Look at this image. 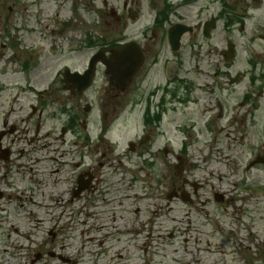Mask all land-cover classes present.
<instances>
[{"label": "flooded vegetation", "instance_id": "af4514ba", "mask_svg": "<svg viewBox=\"0 0 264 264\" xmlns=\"http://www.w3.org/2000/svg\"><path fill=\"white\" fill-rule=\"evenodd\" d=\"M199 1L91 0L119 30L141 25L122 92L101 64L84 78L93 55L0 86V264H159L166 242L172 264H264V34L246 73L226 48L211 60L217 25L245 23Z\"/></svg>", "mask_w": 264, "mask_h": 264}, {"label": "rangeland", "instance_id": "374dc122", "mask_svg": "<svg viewBox=\"0 0 264 264\" xmlns=\"http://www.w3.org/2000/svg\"><path fill=\"white\" fill-rule=\"evenodd\" d=\"M144 1V9L148 8L149 2H159V0ZM209 2L210 0H200L193 11H196V7L208 6L209 11L204 14V17L208 18L218 11V8L210 6ZM235 2L237 5L234 12L237 15L243 14L242 17L245 18V32L240 33L238 26L227 30L222 24H218L205 50L210 51V59L214 60L216 51L226 47L225 40H231L238 51L233 70L245 72L248 69L247 59L252 60L255 54H260L258 45L261 43L258 44L255 40V45L250 49L247 47V41L252 30L257 34H264V0H259L257 3L247 0L248 5L241 0ZM232 15L234 16V13ZM110 23L113 24L110 16L101 12L97 14L91 0H0V74H6L2 77L0 86L24 88L27 81L24 76L26 67L34 68L33 78L38 80L52 77L57 70L66 65L79 67L95 52L89 49V40L100 41L99 45L138 40L140 23H128L130 26L125 30H119ZM263 46L262 44L261 47ZM100 76H103L102 69L99 71ZM10 93L13 99L19 90L18 92L12 90ZM27 100L29 98L26 96L19 97V102H27ZM132 194V191L128 192V195ZM66 241L71 246H75L72 240ZM159 246L165 247L166 251L154 257L156 262L172 264L174 248L171 252L172 247L168 242L165 246ZM253 253L252 251V256ZM209 257L212 262L219 260L218 264H222V259L226 260L225 264H233L226 250L221 255L211 254ZM258 257L260 264L261 255L259 254Z\"/></svg>", "mask_w": 264, "mask_h": 264}, {"label": "water", "instance_id": "95a60500", "mask_svg": "<svg viewBox=\"0 0 264 264\" xmlns=\"http://www.w3.org/2000/svg\"><path fill=\"white\" fill-rule=\"evenodd\" d=\"M110 52L112 54L110 59L101 58V61L107 68L106 74L110 76L112 86L122 90L132 82L137 74L143 62V55L134 43L115 48ZM100 54L92 60V65L99 61Z\"/></svg>", "mask_w": 264, "mask_h": 264}]
</instances>
